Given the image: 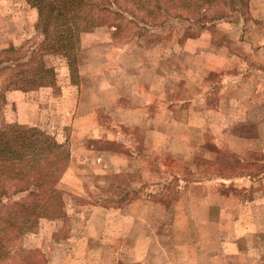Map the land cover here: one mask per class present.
Instances as JSON below:
<instances>
[{
	"label": "rangeland",
	"instance_id": "1",
	"mask_svg": "<svg viewBox=\"0 0 264 264\" xmlns=\"http://www.w3.org/2000/svg\"><path fill=\"white\" fill-rule=\"evenodd\" d=\"M91 1L94 22L101 17L103 24L80 34L77 53L51 51L48 45L55 36L44 39L38 24L30 28L23 52L36 47V54L23 60L21 68H39V60H44L48 68L58 69V87L24 94L6 92L18 68L3 69L0 64V127L26 123V127L37 126L55 134L60 141L67 138L65 148L58 152L66 158L77 112L84 114L88 106H100L96 134L105 138L104 142L88 141L79 146L105 151L107 157H90L91 166L79 168L78 173L101 172L94 161L111 166L99 175L105 179L84 182L86 192L100 190L91 203L114 209L135 200L153 205L143 213L139 206L133 208L131 213L142 217L139 223L115 221L117 227L121 222L120 236L125 238L131 239V232L137 229L133 237L139 238L142 246L136 251L121 247L117 255L94 247L91 258L105 254L115 264H133L130 255H150V261L162 243L174 263L180 255L185 264H264V145L258 134L264 130V102L250 101L256 95L257 77L259 99L264 98V76L247 71L238 88L245 101L239 104L233 97L227 103L223 98L236 88L226 87L229 77L204 71L200 65L209 58L192 55L195 48L202 51L213 42L231 54L243 55L252 64L264 61V51L258 47L264 45V38L253 39L256 33L264 35V23L251 22L253 0H114L115 8L127 12L125 18H119L116 10L101 11L99 4L104 0ZM117 24L119 30L114 27ZM193 39H200V46ZM189 40L191 45H187ZM17 57L15 52L5 51L0 53V62ZM73 58L81 68L74 74L68 70ZM69 83L77 88L67 100L62 95ZM210 85H214L213 93ZM196 98L202 101L193 105L190 100ZM136 106L145 113L133 112ZM226 129L232 133L223 134ZM114 137L121 142L106 141ZM115 153L124 155L115 157ZM118 165L122 166L120 173L115 171ZM75 181L68 178L53 194L24 193L13 199L28 183L0 180V201L5 202L0 207V234L6 231L2 223L8 214L18 207L15 202H21L24 212L34 202L41 205L31 224L36 233L23 235L22 223L17 230L0 235V264H19V250L35 253L28 264H44L43 256L56 247L47 224L61 215L57 209L61 193L77 190L79 198L83 194ZM78 197L68 199L70 210L81 203ZM176 210L187 212L191 218H178L174 230L163 229L172 223ZM70 217L72 229L67 233L73 236L84 221L81 216ZM89 234L96 237L91 230ZM112 234L109 231L107 235L113 238ZM63 236L66 230L56 237ZM111 261L108 264H113Z\"/></svg>",
	"mask_w": 264,
	"mask_h": 264
},
{
	"label": "crops",
	"instance_id": "2",
	"mask_svg": "<svg viewBox=\"0 0 264 264\" xmlns=\"http://www.w3.org/2000/svg\"><path fill=\"white\" fill-rule=\"evenodd\" d=\"M251 11L253 12L251 14L252 19L251 22H255L258 24L264 23V0H253V4L250 5ZM39 20V15L37 9L32 7L26 0H0V53H3L10 49H23L26 45V43L29 42V34L31 35L30 28H34L37 26ZM251 34H247V36H250ZM252 36V35H251ZM264 35L261 34V32L256 33V36H253V39H263ZM248 39V37L246 38ZM195 40L194 43L198 46H200L199 40L200 39H193ZM192 41H187V45H191ZM263 46V47H261ZM216 47V48H215ZM261 48V51H264V45L258 46ZM231 51H227L223 48H218L217 45H214L213 42H211V47L208 49L202 50L201 48H195L192 55H199L201 57V54L205 55L206 58H209V62L207 63H201V68L204 69V71L213 72V73H221L220 76L223 74H226L229 79H227V86L236 87L235 90L231 93H226V96L223 98L227 103L231 98L236 97L237 101L242 103L245 101L242 96L238 94V88H241L243 85V76L244 74H247V71H257L262 72V75L264 76V61L258 62L257 64H252L250 61H248L243 55L238 53L231 54ZM231 54V55H230ZM237 62H240V64L235 65ZM82 67V66H81ZM200 68V69H201ZM80 65L78 66L77 70L80 71ZM69 70V67H68ZM70 71V70H69ZM56 72V85L55 87L61 83L59 81L58 77V69H55ZM228 72V73H227ZM244 72V73H243ZM229 74V75H228ZM232 74V76H230ZM219 75V74H218ZM252 75L248 74L246 77L250 79ZM245 77V76H244ZM256 77L253 76V79ZM259 78L257 77V84H256V95H254L251 98V102L254 101L257 102H264V98L262 97L261 101L259 99ZM75 85V84H73ZM71 85L70 83L67 84L66 87L63 88V95L65 99L68 100V98L72 97V94L75 93V86ZM86 87V86H85ZM214 85H210V93H213ZM84 85H81V90L78 91V96L80 95V91H83ZM77 91V90H76ZM10 93H18L23 91L20 90H10L8 91ZM21 94V97H23ZM83 95V92H82ZM99 96H101V92L99 93ZM120 98V96H119ZM119 102L121 101L118 99ZM193 105L199 103L202 101V99L198 100V98L193 100H190ZM24 101H21V107L22 103ZM76 102L78 105L79 111V99H76ZM30 105V104H28ZM121 106V105H120ZM228 108V107H227ZM241 110V109H240ZM135 113H145V110L143 108H138L136 106L132 109ZM131 112V113H133ZM228 112H230L228 108ZM163 113V112H161ZM186 113V112H184ZM98 117H100V106L97 105L96 107L88 106L85 113L77 112L74 121H73V127L71 129V133L69 136V162L67 164V167L63 174L61 175V178L56 184L57 189H62L63 183L68 178H74L76 179V189H80L81 192H83L81 198H79L77 195H80L78 192L73 191V193H66L63 191L60 195V199L58 202V210L60 211V217L51 219L49 221V228L52 230L50 231L52 236L51 243H55L56 247L54 249L51 248V250L48 252V255L44 258H42V261L44 264H108V260L105 257V254L102 258L98 256L92 257L91 255L94 252L93 248L97 247V251L102 250L103 253L107 252V250L115 252L116 255L118 254V249L121 247H126L129 251V249H134L135 251L139 246H142L141 241L137 237H133L134 234L138 233V230L135 229L131 232V239L125 238L123 236H120V233L122 234V230H120L121 222H131V223H139L140 220H142V217L138 214H132L131 211L133 208L138 207L141 209L142 213L144 211H147L151 208L152 203L148 204V202L143 203L142 201L135 200L131 203H128L123 208H110L106 207L103 204L98 205L97 203L92 204L91 200L97 198V190H90L89 192H86L84 182L87 180L94 182L98 181L97 179H105L103 177H100L99 175H103L102 173H105V168L111 170V166L101 164L100 161H94L95 165L100 167L101 172H87L84 174L78 173L79 168H86L91 166V159L90 157H100L102 155V158H106L107 154L105 151L98 150H92L84 146L83 148H79V146H82L83 142H94V143H103L105 138L102 139L98 134H96L98 127L100 126V123L98 121ZM228 119H225V121ZM26 124V123H21ZM28 127V126H27ZM228 127V125L226 126ZM118 133V132H117ZM232 133L229 130H223V134L229 135ZM259 135L262 137L259 138L262 141V144L264 145V130H260ZM259 139L257 141V144L259 143ZM106 141L111 142H117L120 143L121 140L119 137H114L113 139H106ZM86 151V152H85ZM115 157L122 156L124 154L121 153H115ZM101 158V157H100ZM101 158V159H102ZM100 159V160H101ZM98 160V158H97ZM97 167V168H98ZM116 173H120L122 171V166L118 165L115 166ZM99 176V177H98ZM100 191V190H99ZM81 199L79 200L81 203L74 207V209L70 210L68 207V199ZM88 200V201H86ZM127 211L126 215H123L122 212ZM72 213V214H71ZM147 214V213H146ZM70 215L71 216H81L83 218L84 224L83 227L76 232H73V236L68 235L67 231L69 229H72L70 226ZM148 215V214H147ZM143 216V214H142ZM173 221L172 223L163 228L165 230H174L176 221L178 218H181L185 220L186 218L189 220L191 217L187 216V212H181L180 210L174 211L173 214ZM116 220L121 221L118 224V227L116 226ZM62 221V222H61ZM106 225H111L107 226ZM57 229H55V227ZM98 228L99 232H98ZM108 230L107 232L105 231ZM66 230V236L60 237L57 239V235ZM93 231L96 233V237H92L89 234V231ZM113 232V238H110L107 234L108 232ZM35 231L32 230V228L25 227V229L22 230V234H31ZM72 232V231H71ZM36 233V232H35ZM24 238V236H23ZM22 238V239H23ZM56 238V239H55ZM22 239L19 240V243L22 241ZM92 246V247H91ZM112 247L114 250H112ZM93 250V251H92ZM26 253V254H25ZM23 253L21 250H19L17 256V260L19 264H28L29 261H33L32 257L34 258L33 254L34 252H25ZM25 255V256H23ZM30 257L27 260V256ZM130 255V254H129ZM114 256V254H113ZM132 257V260H129V262L133 264H185L186 262H182V256L180 255L177 258V261L174 263V261H171L169 257L167 256L166 248L162 243H159L158 251L156 254H153L152 258H150V261L147 260V255L145 256H137V255H130ZM15 256H13L14 258ZM115 258V256H114ZM38 259V258H37ZM195 259L199 261V255L196 254ZM113 264H115V260L111 261ZM197 264V262L195 263ZM241 264H244V261L241 262ZM258 264V263H257Z\"/></svg>",
	"mask_w": 264,
	"mask_h": 264
},
{
	"label": "trees",
	"instance_id": "3",
	"mask_svg": "<svg viewBox=\"0 0 264 264\" xmlns=\"http://www.w3.org/2000/svg\"><path fill=\"white\" fill-rule=\"evenodd\" d=\"M26 1L38 11V27L41 28L44 39L53 37L52 35L55 36V38L50 40L51 44L48 45V48L53 52L61 51L65 55L69 54V52L77 53L80 45V34L89 32L92 27H98L103 24L100 21L101 17L98 18V22H94V3L91 0ZM115 4L114 0H107L106 2L104 0L103 3L99 4V7H101L100 10L103 12L114 13V10H116L117 12L115 13L119 18H125L124 14L127 12L122 11V13L121 10L115 8ZM132 19H134L133 16ZM114 27L117 30L120 28L118 24ZM24 48L7 50L6 52H15L19 57L13 61L8 59L0 62V64L4 65L3 69L14 70L18 68L15 76L20 75L16 76L17 78L15 76L12 77L10 84L5 89L6 92L20 90L28 93L33 90L55 86V68H48L43 62L44 60H39V68H36V66L26 70L21 68L23 60L31 59L36 54L37 49L31 46L32 50L28 48L23 52ZM40 50L43 51L44 47L42 46ZM68 67L71 73L74 74V71L77 72L78 61L73 58L68 63ZM47 133L37 126L26 127L17 123L4 128L0 127V180L13 181L16 184L28 183L27 186L22 185V190L14 194L13 199L24 195V193L36 195L35 193L37 192L47 194L59 192L55 186L67 167L69 155L64 158L58 152L65 148L64 144L67 143V138L64 141H60L55 134ZM30 182H33V186L30 185ZM2 192L5 195L7 190ZM4 204L5 202L1 203L0 201V207ZM15 204L18 207L16 206L11 210L7 220L2 223V225H5L6 231L0 235L17 230L22 223V230L25 227H28V229L32 228L31 224L34 218L38 216V208L41 207V205L37 206V203L34 202L32 203L33 207L24 212L22 210L26 208L22 207L21 202H15Z\"/></svg>",
	"mask_w": 264,
	"mask_h": 264
}]
</instances>
